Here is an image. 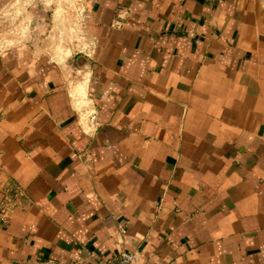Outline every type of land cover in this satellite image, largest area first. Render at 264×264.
I'll use <instances>...</instances> for the list:
<instances>
[{
	"label": "crops",
	"instance_id": "0c3cea01",
	"mask_svg": "<svg viewBox=\"0 0 264 264\" xmlns=\"http://www.w3.org/2000/svg\"><path fill=\"white\" fill-rule=\"evenodd\" d=\"M264 264V0H0V264Z\"/></svg>",
	"mask_w": 264,
	"mask_h": 264
},
{
	"label": "built area",
	"instance_id": "2783aa9c",
	"mask_svg": "<svg viewBox=\"0 0 264 264\" xmlns=\"http://www.w3.org/2000/svg\"><path fill=\"white\" fill-rule=\"evenodd\" d=\"M138 258L134 254L123 253L116 264H137ZM106 264V263H99Z\"/></svg>",
	"mask_w": 264,
	"mask_h": 264
}]
</instances>
